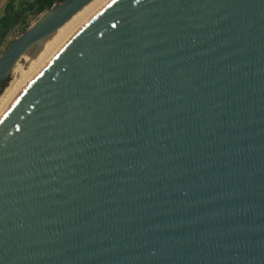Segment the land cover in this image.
<instances>
[{"label": "water", "instance_id": "1", "mask_svg": "<svg viewBox=\"0 0 264 264\" xmlns=\"http://www.w3.org/2000/svg\"><path fill=\"white\" fill-rule=\"evenodd\" d=\"M92 0H63L20 57ZM0 264H264V0H101L0 107Z\"/></svg>", "mask_w": 264, "mask_h": 264}, {"label": "bare ground", "instance_id": "2", "mask_svg": "<svg viewBox=\"0 0 264 264\" xmlns=\"http://www.w3.org/2000/svg\"><path fill=\"white\" fill-rule=\"evenodd\" d=\"M101 0H92L81 10L74 14L67 22L58 28L51 35L40 42L32 45L18 60V66L15 68V76L11 83L0 95V107L9 98V96L32 74L41 67V65L52 55V52L60 45L63 38L72 30V28L81 21L89 12L94 10L95 5Z\"/></svg>", "mask_w": 264, "mask_h": 264}, {"label": "trees", "instance_id": "3", "mask_svg": "<svg viewBox=\"0 0 264 264\" xmlns=\"http://www.w3.org/2000/svg\"><path fill=\"white\" fill-rule=\"evenodd\" d=\"M61 1L63 0H6L0 15V50L3 47L5 50L14 41L13 39L6 44L13 33L17 32V37L25 32L44 12ZM8 82L9 79L0 90V95Z\"/></svg>", "mask_w": 264, "mask_h": 264}, {"label": "rangeland", "instance_id": "4", "mask_svg": "<svg viewBox=\"0 0 264 264\" xmlns=\"http://www.w3.org/2000/svg\"><path fill=\"white\" fill-rule=\"evenodd\" d=\"M34 22H35V21H34ZM34 22H33V23H34ZM17 34H18L17 32L13 33V34L8 38L6 44H8L11 40L15 39ZM6 44H5V45H6ZM3 50H4V47H3L0 51L2 52ZM1 52H0V53H1ZM17 66H18V64H16L15 67H14V69H13V72H12L10 78H9L8 85H9V84L11 83V81L14 79V76H15V74H16V73H15V68H16ZM8 85H7V86H8ZM7 86H6V87H7ZM6 87H5V88H6ZM5 88H4V90H5ZM4 90L2 91V93L4 92ZM2 93H1V94H2Z\"/></svg>", "mask_w": 264, "mask_h": 264}, {"label": "crops", "instance_id": "5", "mask_svg": "<svg viewBox=\"0 0 264 264\" xmlns=\"http://www.w3.org/2000/svg\"><path fill=\"white\" fill-rule=\"evenodd\" d=\"M5 3H6V0H0V15L4 9Z\"/></svg>", "mask_w": 264, "mask_h": 264}]
</instances>
